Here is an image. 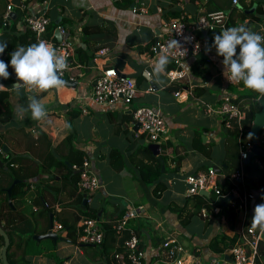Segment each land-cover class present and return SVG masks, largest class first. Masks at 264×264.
Here are the masks:
<instances>
[{
  "label": "crops",
  "instance_id": "1",
  "mask_svg": "<svg viewBox=\"0 0 264 264\" xmlns=\"http://www.w3.org/2000/svg\"><path fill=\"white\" fill-rule=\"evenodd\" d=\"M22 1L8 0V4L12 3L16 12L17 6ZM132 1L137 6L146 8L147 13H134L131 6H121L125 3L122 0L35 2L34 13L47 16L51 23H56L60 18V22L63 21L61 25L67 27L72 34L76 51L80 50L77 54L75 53L73 67L65 77L66 80H77V86L63 85L59 89L48 91L38 97L47 108L49 117L53 121L52 125L31 120L30 113H26L23 119L18 118L16 108L18 105L26 106L30 94L22 90L19 96L16 95L14 89L11 88L15 83L11 76L7 80L0 79V84L5 87L0 89L9 91V100L12 105L11 114L7 112L9 116L5 119L6 121L0 122L2 143L0 147V190L6 192V188L10 187L16 179L21 181L18 174L27 177L25 184L22 183L17 190L18 194L12 199L8 200L5 195L0 194V204H3V210H0V225L11 231L17 229L19 234L27 237L24 254L29 264H92V261L102 258L98 248L94 245L78 246L76 242L65 236L66 230L62 238L57 241L53 238L40 240L34 238V235L48 232L51 214L54 225L60 223L59 212L62 210H64L65 220L70 219L73 222L74 215L79 214L80 209L85 210V205H88L91 210H98L96 218L102 224L109 223L112 220L111 217L117 216L122 209L126 210L137 205L148 207L145 216L131 220L127 226L135 229L139 235L141 244L147 253V262L151 261L155 264L159 261L166 264L171 260V257L161 250V244L167 235H179L177 237L180 240L181 235H184L193 243V248L201 247L202 256L210 258L215 252L208 245L212 237L220 233L233 236L239 225L238 220L235 221V229H232L223 215H212L207 219L199 214L198 216L205 222L204 230L210 227L212 229L206 238L195 239V233L188 230V227L193 224L197 215L193 216L184 226L178 214L170 208L171 206L183 208L187 199L192 197L186 196V186L181 179L180 182L185 188L181 199L170 192V189L174 190L176 177L182 172L186 173L187 170L190 171L187 175L204 173L209 167L215 166H220L224 170L227 157L231 159L235 155V148L230 149L227 146L229 145L227 137L229 130L224 136L217 135V130L220 131L223 124L222 118L208 109L216 108L225 93H232L235 98L239 100L241 98V103H248L247 95L253 91L243 85L234 86L226 83L222 75L223 58L216 55L214 48L206 51L213 42L211 34L207 36L202 34L205 41L203 52L183 62L182 68L186 76L175 81L170 80L168 76V71L174 67L171 59L164 54H154L151 51V45L156 39V31H160L163 35L167 30L163 21L175 18L174 14L177 12L180 14L179 17L185 14L189 21L195 20L199 14L207 10V0ZM256 1H259L262 7V12L257 13L260 19L249 16L247 13L252 11H246L247 9L242 5L231 3L234 11L231 27L246 24L253 31L264 35V0ZM159 8L162 11H159ZM17 30L20 33L24 31L19 22ZM11 39L8 34H2L0 31V42L8 44L0 59L9 63L8 71L11 68V57L6 51L13 44ZM18 46L20 45H16L14 50ZM102 47H107L108 53L101 56L98 62L93 61L92 55ZM162 56L167 58L168 63L165 73L160 77V82H157L153 69ZM87 57L89 58L88 63L81 64L80 59ZM103 65L114 66L136 80L138 94L132 103L123 109H109L94 103H87L85 99L80 98L85 97L89 92L95 76ZM147 72H150V76ZM172 82H179L184 86L171 92L167 87ZM176 92L180 94L177 96ZM138 106H153L160 109L169 128L170 138L166 145L167 151L164 153L169 158L170 171L163 176L169 187L159 197L163 198L167 192L169 198L163 205L152 202L153 206L151 204L147 206L140 199L132 200L124 205L115 199L120 193L109 188L100 175L99 163L108 156L111 166L119 171L114 174L120 177L125 176V173L122 175L121 172H124L127 163L130 162L133 173H130L128 178L142 184L143 181L133 158L137 153V161H139L143 156L141 148L148 145L146 144L147 137L137 135L131 124V111ZM83 108H86V112ZM65 122L71 124L70 130L65 128ZM263 129L264 125L257 132L258 139ZM143 139L145 143L142 142ZM250 140L253 141V138ZM220 142L221 145H216ZM169 144L172 148H168ZM3 145L7 146V151H4ZM71 149L83 151L86 156L90 157L103 183L102 190L87 197V202L83 199L82 205L77 204V192L79 191L77 188L74 189V186V188L71 186L58 190V187H61V176H66L68 169L60 165L58 169H55V164L49 166L47 171L35 167L36 164L43 163L50 151L57 161L67 163L69 161L66 157L69 156ZM114 150L118 153L112 154ZM111 155L115 156L113 161ZM15 157H27L31 160L21 158L17 161L18 163L9 166L8 162ZM253 159L252 157L245 163V182L250 181L249 183L255 188L264 187V162ZM71 168L76 173L77 169L74 166ZM261 200V203H264V197ZM10 202L11 205L6 206ZM44 202L50 204L54 211L47 217L43 213L42 203ZM193 205V201L190 200L183 212V218H186L187 213L194 209ZM86 216L82 215L81 218ZM77 226L78 223L76 225L78 232ZM157 231L161 232V235H156ZM15 240L18 241L16 235ZM3 247L0 241V264H4ZM193 248L190 249L193 250ZM12 253L14 260L22 256V251L17 248V244L12 248ZM14 254L17 256L15 257ZM19 264L22 263L19 262ZM261 264H264V257H261Z\"/></svg>",
  "mask_w": 264,
  "mask_h": 264
},
{
  "label": "built area",
  "instance_id": "2",
  "mask_svg": "<svg viewBox=\"0 0 264 264\" xmlns=\"http://www.w3.org/2000/svg\"><path fill=\"white\" fill-rule=\"evenodd\" d=\"M35 2H26L23 0L17 8L23 13L21 18L22 31L31 30L37 38V41L44 40L53 46L58 53L67 58L68 69L61 77L65 78L66 73L73 67L75 46L72 41V34L67 27L58 25L57 30L60 32L61 40H53L45 38L48 27L51 23L50 18L45 15H36L34 13ZM131 10L134 13H147V9L137 6L134 2ZM234 5H240L239 0H233ZM159 11H162L159 8ZM14 6L9 3L1 20L0 31L13 25L14 18L12 13ZM16 13V12H15ZM186 15L175 17L167 21H163L166 32L160 35V40L151 45V51L154 54H164L169 57L174 65L168 71L170 80L175 81L186 76L185 70L182 68L183 62L191 56H197L204 50L205 41L202 32L207 30L208 34L214 37L215 34L228 28L231 20V12L229 10H217L212 12H203L197 16L195 20L187 21ZM201 34V35H200ZM177 41L174 47H169L173 42ZM107 47L98 49L94 54L93 61L98 62L101 56L108 53ZM11 77L16 80L15 73L10 68ZM150 76V72H147ZM228 85L240 86L241 84L230 83ZM138 94V87L133 77L118 70L114 66L103 65L99 73L95 76L91 89L85 95L80 97L85 99L87 103H94L109 109L122 108L131 104ZM176 92L175 95H179ZM262 97L258 95V101ZM237 98L232 93H225L222 96L221 103L213 109L222 122L229 130L233 127V122L239 124L242 129V120L246 117V112L236 101ZM86 112V108H83ZM132 126L140 124L136 132L137 135H145L150 143L160 145L161 153L166 152V145L169 140V128L160 109L153 106H138L131 113ZM242 134L239 136V170L227 175L223 169L219 172L215 167H209L204 173L191 174L184 179L186 186V196L193 197L201 194V191H208L209 197L215 195L216 200L213 202V208L210 212L207 208H203L200 215L204 218L219 215L222 209L221 197L233 194L235 197L228 203L236 211L242 212V217L234 235H237V242L227 248L223 252H214L212 257H204L201 254V247L189 249L185 247L183 242L174 235H167L161 244L163 250L171 260L168 264H257L260 259V242L264 240V233L258 229H251L248 218L250 213V202L253 198V191L245 189V160L249 157L250 149L253 141H241ZM74 168L78 170L79 179L77 181V189L79 193H83L86 197L92 196L103 188V183L98 172L94 169L90 157L86 156L82 165ZM227 182L230 190L225 193L221 187L222 183ZM207 197V196H206ZM48 204L46 203V206ZM213 213V214H211ZM147 214L144 205L132 206L126 209L125 215L117 221L116 228L122 233L128 226V223L138 217ZM78 235L76 244L81 245H101L104 241V230L101 221L96 217H83L78 222ZM54 232L65 231L62 223L55 224ZM116 264H155V262H147V253L141 244L140 237L136 230L131 228L130 236L122 243V250L115 255ZM166 263V264H167Z\"/></svg>",
  "mask_w": 264,
  "mask_h": 264
},
{
  "label": "trees",
  "instance_id": "3",
  "mask_svg": "<svg viewBox=\"0 0 264 264\" xmlns=\"http://www.w3.org/2000/svg\"><path fill=\"white\" fill-rule=\"evenodd\" d=\"M33 1H38V2H45L47 0H26V2H33ZM125 3L122 4L121 6L123 7H128L131 6V4L133 3L132 0H122ZM231 3L233 4V0H207L206 1V5H207V10L205 11L206 13L208 12H212V11H217V10H229L231 12V20L230 23L228 24L229 27L232 26V17L234 14V11L232 10L231 7ZM240 5H242V7L246 8V11L252 10L253 8L255 10H253L252 12L247 13L249 16L253 17L254 19H260L261 17L258 16L257 13H261L262 12V7L259 3V1L256 0H239ZM205 5V6H206ZM8 6V0H0V20L6 10ZM245 12V11H244ZM23 13L17 9L16 10V17L13 20V25L12 27H8V28H3L1 33L2 34H8L10 36V39L12 40L11 42L13 44H11V47L6 51V53L10 54L14 51V47L16 45H20V46H28L32 43H36L37 38L36 35L29 29H25L22 33H20L18 30L21 31L20 27H18L17 30V25L18 22L20 24L21 22V18H22ZM179 13H175L174 16L175 17H179ZM246 15V14H245ZM244 15V16H245ZM243 16V18H245ZM260 17V18H259ZM188 21V19H186ZM63 21L57 23H51L48 27L47 33L45 34V38L48 39H53V40H57L55 32H56V28L58 27V25H61ZM11 31H13L11 33ZM18 31V32H17ZM12 34V35H11ZM201 35V34H200ZM6 50V49H5ZM80 50L75 49V53L77 54V52H79ZM96 55H92V57L94 58ZM91 57V59H92ZM0 58H2V55H0ZM6 59V58H5ZM88 57L86 59H80L81 64H87L88 63ZM109 66V65H108ZM14 81L16 82V80L14 79ZM184 86V84L179 83V82H172L171 85H169L167 87V89L169 91H177L180 88H182ZM249 98L248 103H241L239 98L236 99V101L238 103H240V106L242 107V109L245 110L246 112V117L245 119L242 120V129H240L239 124H237L236 122H233V127L231 129H229L228 132V143L229 146L228 148L232 149L235 148V155L229 159V157H227V162L226 165L224 167V172L227 175H230L231 173L239 170L240 168V159H239V136L242 134L241 137V141L242 142H247L250 139L253 138L252 135V129L254 126V121L255 118L257 116L258 113H260L262 111V104L261 102H259L256 97L258 96V94H256L255 92L248 94L247 95ZM10 93L8 90H1L0 89V122H5L6 118L9 116V114L7 112H12V105L10 103ZM2 143L0 141V147H1ZM4 148V145L2 146ZM168 148H172V145L169 144ZM142 151V158L137 161V153H135V157L134 162L137 166V169L139 171L140 177L142 179V181L146 184H151L152 185V190L153 193L156 197H161V195L163 194V192L165 190L168 189V182L166 179H163V176L169 172L168 169V156L164 153L163 151V157L165 160V171H162V162L161 159L154 155L153 152L149 149L148 146H143L141 148ZM113 153H118L117 150H114L112 152ZM112 156V161L115 159L114 155ZM86 157L85 153L83 151L77 150V149H71L69 156L66 157V160L69 161V163L72 164V166L76 165V166H80L82 165L84 158ZM21 158H27V157H15L13 159H11V161L8 162V165H14L15 163H18L17 161H19V159ZM30 159V158H27ZM31 160V159H30ZM177 160V159H176ZM55 164V169H58V165H60L63 168L68 169V174L66 176H61V187H58V190H61L63 188H69V187H73L74 189L77 188V181L79 179V173H74V169L70 168L68 163H66L65 161H57L54 157V155L52 154V152L50 151L49 154L44 158L43 163L41 164H36V168H38L39 170L42 171H47L49 170V166H53ZM176 168V167H175ZM19 179H21V181L19 183H17L13 190L11 195L9 196L8 194H6L5 191L0 190V194L5 195L6 198L8 200L12 199L16 194H18V189L22 186V183L24 182L25 184V179L27 177H23L21 175H17ZM221 187L224 189V192L227 193L230 190V185L225 181L224 183H222ZM245 188L248 191H253V189L255 188L252 184H250L249 182H245ZM77 196H78V202L77 204L82 205L84 196L83 193H79L77 192ZM264 197V194L257 200L255 206L258 204V201ZM193 201V207L194 209L192 211H189L187 213L186 218H183V212H185V208L186 206H188L189 201ZM216 200L215 195H212L210 197H206L205 195H195L194 197H192L191 199H187L186 204L183 208H179L177 206H171V210L175 213L178 214L179 218H181V222L184 226H186L191 218L193 216L199 215L200 212L202 211L203 208H207L210 212L212 211L213 208V202ZM3 204H0V210H3ZM8 205V207L11 205L10 203H7L6 206ZM43 206V213L44 215L50 216L51 213H53V209L51 208L50 204H48L46 206V203H42ZM85 210H81L80 209V213L79 214H75L74 218H73V222L70 221V219L65 220V217L63 216V212L64 210L59 212V222L62 223L63 222V226L65 227L66 230V235L67 237H69L73 242H76L77 240V235L78 232L76 231V225L78 223V221L81 219L82 215H87L90 217H98V210L94 211L93 209H89L88 205L84 206ZM124 209H122L120 211V213L117 214V216L115 217H111V221L109 223H103L102 227L104 230V241L101 245H95L96 248L99 249L100 251V255H101V259L100 260H96L94 264H116V259H115V254L119 251L122 250V243L124 242V240L126 238H128L130 236V231L131 228L128 226L124 231H122V233H120L117 228V221L123 217V215L125 214ZM213 214V213H211ZM225 216L226 221L229 224V227H231L232 229H235V224L234 222L238 220L239 218V214L238 211H236V209L232 208L230 205L226 206V207H222L221 212L219 214ZM253 214L249 213V224H251V218H252ZM208 219V218H207ZM229 221H231V223H229ZM1 223V220H0ZM4 228V227H3ZM6 232L9 234L10 236V246L8 248V260L10 262V264H29L27 259H25V244H26V240L27 237L22 236L21 234L18 233L17 229L14 230L12 229H6ZM47 233V232H46ZM15 235L18 237V241L15 240ZM238 240L237 235H227L225 233H220V234H216L215 236L212 237V239L209 242V247L212 251L215 252H223L225 251L227 248L233 246ZM0 241H1V245H5V240L4 237L2 235H0ZM17 242V243H16ZM157 243V242H156ZM17 244V248L22 251V256L19 259H13V253H12V248ZM15 257L17 256L16 254H14ZM160 257V256H158ZM261 257H264V240L260 242V259H257V264H261ZM161 259V258H158ZM151 263V262H150ZM159 264H164V263H160V261L158 262ZM157 263V264H158Z\"/></svg>",
  "mask_w": 264,
  "mask_h": 264
},
{
  "label": "clouds",
  "instance_id": "4",
  "mask_svg": "<svg viewBox=\"0 0 264 264\" xmlns=\"http://www.w3.org/2000/svg\"><path fill=\"white\" fill-rule=\"evenodd\" d=\"M173 41L169 47H174ZM8 44L0 42V55L5 52ZM214 48L216 55L222 57V75L231 84H241L264 97V35L253 31L246 24L228 27L213 37V42L206 51ZM10 66L16 77L12 85L16 95L22 90L29 93L27 105H18L16 116L23 119L30 113V119L45 125H52L48 110L38 98L48 91L59 89L64 85L62 74L68 69L67 58L44 40H39L28 46H18L10 53ZM168 60L161 57L153 69L157 82L165 73ZM9 63L0 59V79L7 80L11 73ZM0 88H5L0 84ZM65 128L70 130L71 124L65 122ZM251 229L264 233V203L254 207L251 218Z\"/></svg>",
  "mask_w": 264,
  "mask_h": 264
},
{
  "label": "rangeland",
  "instance_id": "5",
  "mask_svg": "<svg viewBox=\"0 0 264 264\" xmlns=\"http://www.w3.org/2000/svg\"><path fill=\"white\" fill-rule=\"evenodd\" d=\"M204 128H207V127H204ZM220 128H221L220 131L217 130L218 131L217 135L219 137L224 136L226 134V131L228 130L224 124H222ZM212 130H214V129H212ZM214 131L216 132V130H214ZM117 140L119 141L120 139H117ZM146 144L148 145L149 142L147 141ZM258 144H260L264 148V129L260 133V137L258 139ZM216 145H218V146L221 145V142L216 144ZM253 158H254L253 159L254 161L257 160L259 162H261V161L264 162L263 156H253ZM99 168H100V175L102 176V180H104L106 182V184L109 185V188H112L113 190H116V191H118V193H120L117 195V197L115 199L124 205L132 202V200L138 201L139 199L142 203H144L147 206L150 204L153 206L152 202H156V203H159V205H163L166 202V200L169 198V194L167 192H166L167 194L165 193L163 198L156 197L154 195V193H152V185L151 184H145L143 182H142V184L136 183V182L132 181L130 178H128L130 173H133L131 171V163L130 162L127 163L126 169L124 170V172H121L122 175H124V173H125V176H121V177L114 174V173H117L119 171L115 170L111 166V164L109 163L108 156L105 157L103 159V161H101L99 163ZM168 169L170 171L169 167H168ZM188 172H190V171L187 170L186 173H183V172L180 173L181 175L176 177V179H175V184H174V188H173L174 190L171 191V189H170V192H172L179 199L182 198V195H183V192L185 189L184 188V185H185L184 179L188 176L187 175ZM180 179L184 183V185H183V183L180 182ZM145 192H146V194H145ZM261 201L262 200L260 199L258 201V204H260ZM146 208L148 209V207H146ZM242 212H243L242 210L240 212H238V214H239L238 222H240V220H241ZM204 226H205L204 220L197 215L194 219L193 224L188 227V230L195 233V239H198V238L204 239V238H206V236L208 235V233L212 229L210 227V228L204 230ZM182 227H184V226H182ZM201 232H204V233H201ZM156 235H161V232L157 231ZM162 236H165V235L162 234ZM177 236H179V235H177ZM181 240L186 245L187 248H189V249L193 248L192 247L193 243H191L189 238H186V237H184V235H181ZM84 261L86 262L87 260H84ZM94 263H95V260L92 261V264H94Z\"/></svg>",
  "mask_w": 264,
  "mask_h": 264
},
{
  "label": "water",
  "instance_id": "6",
  "mask_svg": "<svg viewBox=\"0 0 264 264\" xmlns=\"http://www.w3.org/2000/svg\"><path fill=\"white\" fill-rule=\"evenodd\" d=\"M134 5L135 4L132 3L131 7H133ZM253 10H255V9L253 8L251 11H253ZM15 16H16V13L13 12L12 13V17L15 18ZM59 22H60V18H59V20L56 21V23L58 24ZM156 34L157 35H156L155 42L157 43L160 40V35L162 33L160 31H156ZM202 34L204 36H207L208 35V31L205 30V31L202 32ZM55 35H56L57 40L60 41L61 40V35H60V32L58 30H56ZM61 79L64 81V85H66V86L76 87L77 84H78L77 80H72V79L66 80L63 77H61ZM135 82H136V80H135ZM136 85H137V83H136ZM259 102H261L263 108H262V111L257 114V116L255 118V121H254V126H253V129H252V135H253L254 144H253L252 148L250 149L249 157H248L247 160H245V163H247L253 156H263L264 157V148L260 144H258V138H257L258 130L264 125V97H262L259 100ZM139 126H140V124L137 123L134 126V130L137 131L139 129ZM142 142L145 143V139H143ZM148 147L153 152L154 155L158 156L161 159V162L163 164L162 171H165V160H164V157H163V155H162V153L160 151V145L157 144V143H149ZM4 151H7V146L6 145H4ZM67 163H68L69 167L71 168L72 164L69 163V162H67ZM0 164H1V162H0ZM215 168L219 172H221V170H222V168L220 166H215ZM76 173H78V170L76 171ZM19 182H20V180L16 179L12 183V185L10 187L6 188V192L8 193L9 196L11 195L14 186L17 183H19ZM253 194H254V196H253V198L251 199V202H250V208H251L250 209V213L251 214H254V207H255V204H256L257 200L259 199V197L261 195L264 194V187L254 188L253 189ZM201 195H205V196L209 197L210 194H209L208 191H201ZM234 197L235 196L233 194L221 197L222 206L223 207L228 206L229 201L231 199H233ZM84 202H87L86 195H84ZM52 217H53V215L51 214V221H50L48 232L45 233V234H42V235H34L35 239L40 240L42 238H53V239H55L57 241L58 239L62 238V235H63L64 231H59V232H54L53 231L54 221L52 220ZM0 235H2L4 237V240H5V245H4L3 251H2V260H3L4 264H10L7 254H8V248L10 246L11 240H10L9 234L6 232V230L1 225H0Z\"/></svg>",
  "mask_w": 264,
  "mask_h": 264
}]
</instances>
